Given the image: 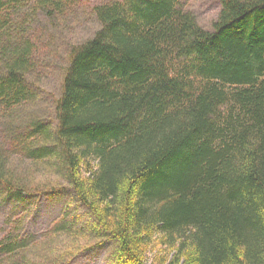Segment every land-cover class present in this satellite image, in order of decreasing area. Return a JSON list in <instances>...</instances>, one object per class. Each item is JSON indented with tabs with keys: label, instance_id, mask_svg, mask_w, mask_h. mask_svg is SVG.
<instances>
[{
	"label": "trees",
	"instance_id": "obj_1",
	"mask_svg": "<svg viewBox=\"0 0 264 264\" xmlns=\"http://www.w3.org/2000/svg\"><path fill=\"white\" fill-rule=\"evenodd\" d=\"M217 2L207 30L184 0H0L4 147L61 182L30 188L2 148L0 205L74 204L37 234L28 214L8 218L0 264H38L29 255L60 238L74 251L54 264L108 242L112 264H264V0ZM84 17L97 29L66 49L54 127L23 118L43 38Z\"/></svg>",
	"mask_w": 264,
	"mask_h": 264
},
{
	"label": "rangeland",
	"instance_id": "obj_2",
	"mask_svg": "<svg viewBox=\"0 0 264 264\" xmlns=\"http://www.w3.org/2000/svg\"><path fill=\"white\" fill-rule=\"evenodd\" d=\"M87 7L94 5L106 4L112 0H81ZM184 6L190 8L195 13L199 24L211 30L212 22L217 18L220 5L217 0H184ZM67 24L61 36L54 34V38L48 40L46 50L42 54L40 67L42 78L36 86L37 97L36 102L30 104L27 111L22 112L23 118H34L41 120L43 123L51 126L55 125V101L59 97L60 87L62 81V72L64 69V61L66 59V49L69 44L84 41L90 37L97 26L93 19L85 20L82 18L79 22L72 25ZM41 36V35H39ZM7 120H0V149H8L10 152V161L8 167L16 174L26 176L27 184L30 188H44V187H57L61 182L57 183L55 180L60 179L56 176L54 170H48L40 165L33 166L30 163L18 161L20 154L12 149L11 143H7L4 147V140L2 139L1 129L3 123ZM23 135V133H22ZM7 151V150H6ZM21 157V156H20ZM64 186L66 183L63 184ZM73 194L70 192L64 193L58 199L50 200L48 197L35 198L27 197L25 205L18 204L13 197H10L4 204L0 205V240L4 233V223L8 218H18L28 214V221H26L27 229L31 233L37 234L44 232L52 223H55L62 215L65 207L74 206L72 203ZM29 212V213H27ZM78 216H81V221L84 227L94 229L95 231L100 228L94 225L90 216L80 211ZM74 240L68 238H60L57 241L47 245L46 247L39 248L38 254H30L29 260L42 264H54L56 261H62L67 257L72 249ZM115 244L108 242L104 246L92 250L71 264H112L113 250ZM151 257V254L148 255Z\"/></svg>",
	"mask_w": 264,
	"mask_h": 264
}]
</instances>
